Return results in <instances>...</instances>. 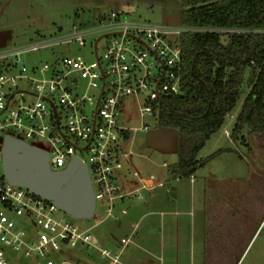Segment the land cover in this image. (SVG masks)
<instances>
[{"label": "built area", "instance_id": "1", "mask_svg": "<svg viewBox=\"0 0 264 264\" xmlns=\"http://www.w3.org/2000/svg\"><path fill=\"white\" fill-rule=\"evenodd\" d=\"M95 18V26L74 24L65 35L0 50V165L7 136L46 151L55 171L77 158L88 167L96 209L106 199V218L117 219L123 201L153 186L147 180L123 192L119 179L131 168V134L157 126L133 128L124 111L133 105L140 118H156L164 98L183 95L181 35L190 30L129 21L114 10ZM69 43L88 45L94 59L66 55L30 67L22 59ZM74 220L53 201L9 183L0 170V264H17L20 257L31 264H71L61 255L77 247L96 248L102 259L120 263L121 251L99 248L91 229Z\"/></svg>", "mask_w": 264, "mask_h": 264}, {"label": "rangeland", "instance_id": "2", "mask_svg": "<svg viewBox=\"0 0 264 264\" xmlns=\"http://www.w3.org/2000/svg\"><path fill=\"white\" fill-rule=\"evenodd\" d=\"M124 5L133 6L134 11L123 12ZM113 10L129 21L160 24L163 15L181 14L183 7L182 0H0V50L65 35L74 24L95 26L97 14ZM227 40L228 35H221L222 43ZM104 43L100 42L99 52ZM89 51L88 45L59 44L24 54L22 59L28 67L66 55L92 61ZM259 71L254 64L246 69L235 108L199 151L197 160L205 162L192 176L174 178L172 168L178 155L155 151L145 144L146 131H134L128 143L131 168L124 169L126 178L121 177L119 182L123 192L147 180L153 186L123 201L114 213L117 219L106 218L108 201L102 199L97 202L94 217L75 219L76 225L90 228L99 248L121 251L119 264H264V131L243 124L234 133ZM124 116L133 128L141 123L151 127L158 123V116L140 118L133 105ZM160 182L162 186H158ZM147 198L149 201L144 202ZM145 203L150 207L143 208ZM149 221L155 224L150 229L155 239L141 244L140 230ZM134 249L136 260L131 255L129 258ZM61 258L71 264H110L96 248L77 247ZM31 263L23 257L17 262Z\"/></svg>", "mask_w": 264, "mask_h": 264}, {"label": "trees", "instance_id": "3", "mask_svg": "<svg viewBox=\"0 0 264 264\" xmlns=\"http://www.w3.org/2000/svg\"><path fill=\"white\" fill-rule=\"evenodd\" d=\"M182 7V26L190 30L181 35L183 95L162 100L157 123L180 132L174 178L190 177L204 165L197 155L235 108L251 64L260 71L234 133L243 124L264 131V0H182Z\"/></svg>", "mask_w": 264, "mask_h": 264}, {"label": "water", "instance_id": "4", "mask_svg": "<svg viewBox=\"0 0 264 264\" xmlns=\"http://www.w3.org/2000/svg\"><path fill=\"white\" fill-rule=\"evenodd\" d=\"M123 11H134V7L124 5ZM161 23L181 26L182 15L165 14ZM1 141L2 168L9 183L53 201L75 219L88 220L94 217L96 198L86 164L73 158L66 168L55 171L49 166L46 151L10 136ZM145 144L161 154H178L180 132L173 127L157 125L147 131Z\"/></svg>", "mask_w": 264, "mask_h": 264}, {"label": "crops", "instance_id": "5", "mask_svg": "<svg viewBox=\"0 0 264 264\" xmlns=\"http://www.w3.org/2000/svg\"><path fill=\"white\" fill-rule=\"evenodd\" d=\"M146 201H149L148 198H147L144 202H146ZM142 207H143V208H148V207H150V205H149L148 203H145V204L142 205ZM147 213H148V212H147ZM147 213H144V215L142 216V218L145 217V215H146ZM160 214H161V215H166V213L163 212V211H161ZM131 224H132V223H131ZM135 225H136V224H135ZM154 225H155V224H154L153 221L146 222L145 225H144V228H142L143 231L140 230V238H139V239H140L141 244H143V243H147L148 241H151V240L155 239V236H153L155 233L152 234L153 231L151 232V230L154 229ZM145 228L147 229V231H149V233H148V232L145 233V231H144V230H146ZM139 229H140V225H139ZM150 229H151V230H150ZM121 253H122V252H121ZM130 255H131V258H133V259L136 260V249H134V250L129 254V258H130ZM121 258H122V257H121Z\"/></svg>", "mask_w": 264, "mask_h": 264}]
</instances>
